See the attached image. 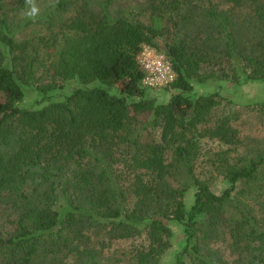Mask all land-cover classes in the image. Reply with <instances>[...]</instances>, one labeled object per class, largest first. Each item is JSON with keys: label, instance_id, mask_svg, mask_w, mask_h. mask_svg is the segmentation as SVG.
Returning a JSON list of instances; mask_svg holds the SVG:
<instances>
[{"label": "trees", "instance_id": "16d2710c", "mask_svg": "<svg viewBox=\"0 0 264 264\" xmlns=\"http://www.w3.org/2000/svg\"><path fill=\"white\" fill-rule=\"evenodd\" d=\"M113 2H38L32 19L36 0H0V207L11 217L10 229L0 221V264H116L105 250L119 239L132 264H160L175 225L174 264H264V151L203 157L201 129L221 96L192 94L211 80L264 82V0H145L138 13ZM32 23L43 35L16 51ZM199 23L201 42L189 34ZM145 45L171 64L165 86L144 85Z\"/></svg>", "mask_w": 264, "mask_h": 264}, {"label": "rangeland", "instance_id": "374dc122", "mask_svg": "<svg viewBox=\"0 0 264 264\" xmlns=\"http://www.w3.org/2000/svg\"><path fill=\"white\" fill-rule=\"evenodd\" d=\"M50 3L51 0H36L35 7L37 9L36 14H40L45 11L37 5L39 2L43 5ZM221 1V0H214ZM38 3V4H39ZM145 0H114L113 8L119 10H133L135 13L145 7ZM44 6V5H43ZM31 10V7L28 6ZM18 14V13H17ZM35 15L32 19H35ZM42 17V16H38ZM43 27L39 24H30L25 28H21L16 33V39L18 40L16 51L33 49L32 43L37 36L43 35ZM206 27L199 23L195 29L189 31V34L196 41L201 42L202 38L206 34ZM214 46L217 51V58L222 63H225L226 57L224 55L223 39H218ZM150 47V46H149ZM157 52L153 47H150ZM157 88V87H155ZM71 89L65 88L64 91L68 92ZM217 91L221 98L220 104L210 113L208 121L203 125L200 134V142L202 144L203 157H212L214 153L219 150L228 148L227 153L229 157L235 159H249V157L256 155L259 152L264 151V82H246L242 84H236L231 81L211 80L204 84H198L192 91L193 95L212 93ZM158 92L162 93L161 90ZM34 94L28 92L26 99L21 103L22 106H30L34 99ZM164 97H161V99ZM222 127L226 133V141L218 139L219 134H216L217 130H222ZM220 128V129H219ZM128 153V154H127ZM116 154L121 160L129 156V152L124 148H120L116 151ZM227 186V182L223 179L222 175H216L212 178L209 187L215 192L219 193ZM0 221H6V226L10 229V212L0 207ZM174 234L170 239L171 246L160 259V264H174L176 253L181 250L183 241V232L180 225L173 227ZM210 232V231H209ZM206 241L210 246H219L220 241L218 237L210 232ZM131 242L126 239L113 240L109 247L106 248L105 253L111 254L112 261L116 264H132V260L129 257V251ZM68 259L67 254L59 256V260L64 261Z\"/></svg>", "mask_w": 264, "mask_h": 264}, {"label": "built area", "instance_id": "2783aa9c", "mask_svg": "<svg viewBox=\"0 0 264 264\" xmlns=\"http://www.w3.org/2000/svg\"><path fill=\"white\" fill-rule=\"evenodd\" d=\"M138 63L144 71V85L161 87L174 79V72L168 59L145 45L137 56Z\"/></svg>", "mask_w": 264, "mask_h": 264}, {"label": "clouds", "instance_id": "9594fccd", "mask_svg": "<svg viewBox=\"0 0 264 264\" xmlns=\"http://www.w3.org/2000/svg\"><path fill=\"white\" fill-rule=\"evenodd\" d=\"M27 3L32 4L33 3V0H27ZM36 12H37L36 7L35 6H32L31 11L28 12V13H26V15L34 17L35 14H36Z\"/></svg>", "mask_w": 264, "mask_h": 264}]
</instances>
